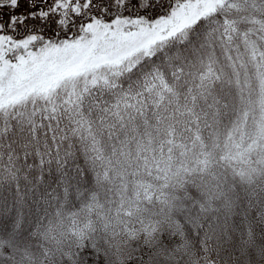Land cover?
Returning a JSON list of instances; mask_svg holds the SVG:
<instances>
[{"label": "snow or ice", "instance_id": "obj_1", "mask_svg": "<svg viewBox=\"0 0 264 264\" xmlns=\"http://www.w3.org/2000/svg\"><path fill=\"white\" fill-rule=\"evenodd\" d=\"M0 264H264V0H0Z\"/></svg>", "mask_w": 264, "mask_h": 264}]
</instances>
